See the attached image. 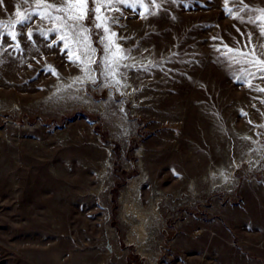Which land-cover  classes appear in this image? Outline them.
Here are the masks:
<instances>
[{
	"label": "rangeland",
	"instance_id": "obj_1",
	"mask_svg": "<svg viewBox=\"0 0 264 264\" xmlns=\"http://www.w3.org/2000/svg\"><path fill=\"white\" fill-rule=\"evenodd\" d=\"M35 3L2 0L0 21ZM129 3L101 9L119 85L38 15L0 36V264H264V0Z\"/></svg>",
	"mask_w": 264,
	"mask_h": 264
},
{
	"label": "snow or ice",
	"instance_id": "obj_2",
	"mask_svg": "<svg viewBox=\"0 0 264 264\" xmlns=\"http://www.w3.org/2000/svg\"><path fill=\"white\" fill-rule=\"evenodd\" d=\"M24 3L29 4L31 7L32 0H24ZM91 3V7L89 4ZM122 3L125 7H132V4L129 3V0H60L58 4L47 3L46 0H36L35 8L40 9L39 12L29 11L28 9H23L20 11L18 9L19 19L11 21L9 23H4L0 21V36L4 35V29L9 28L10 31L7 32V35L12 39L16 40L17 35L20 34L17 31V26L21 28L27 25V22L32 19L34 15H38L41 20L50 21L54 26L49 29L51 32L57 34V39L53 40L48 47L52 48L58 42H63V47L61 48V54H67L69 61L74 65L80 68V70L86 74V78L91 80L93 83L96 82V71L98 69H93L92 64H99L102 66V71L100 75L105 78H110V83L115 86L119 85L120 80L116 79L118 73L117 68L119 67L121 61L127 59L128 57L124 55L121 48L116 44L113 39L116 37V33L111 31V25L118 24L119 20L117 17H109L104 15L101 9L112 10L113 5ZM133 3H143V0H133ZM228 0H225L227 5ZM2 4V0H0ZM248 8V5L245 4L243 8L240 9L241 12L245 11ZM55 9L56 13H63V15H56L53 13ZM118 11V9H116ZM260 16L257 19H248V23L256 24L257 21H264V9H260ZM225 14L231 15V9L225 8ZM148 15H155V13L149 12ZM142 19H146L147 16L145 13H140ZM233 19H239L241 23H244L242 17L232 16ZM86 20H91V27L96 29H102L104 36L102 43L104 45L103 52L105 53L99 61L95 59V50L91 48L90 44L87 43V33L89 32V26L84 22ZM40 35L44 36L47 39L46 33L41 30ZM260 35L264 37V27L260 28ZM28 39H32V29L29 28ZM215 39V38H214ZM251 40V36H249ZM75 45V48H73ZM16 50H19V44H16ZM218 50V49H217ZM228 52H236L237 54L247 57L248 53L240 52L239 49L233 50L228 49ZM255 55V53H253ZM257 65L261 64V61H256ZM258 71L264 72V66L259 67ZM45 71H49L52 75H57V71L52 66H46ZM255 75V73H251ZM80 81L82 82L81 77H76L73 81L74 83ZM250 85V81L248 82ZM264 91V89H259ZM264 127V125H261ZM175 174V173H174Z\"/></svg>",
	"mask_w": 264,
	"mask_h": 264
}]
</instances>
